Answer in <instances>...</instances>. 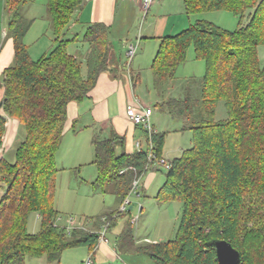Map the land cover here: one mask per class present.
<instances>
[{
  "label": "trees",
  "instance_id": "trees-1",
  "mask_svg": "<svg viewBox=\"0 0 264 264\" xmlns=\"http://www.w3.org/2000/svg\"><path fill=\"white\" fill-rule=\"evenodd\" d=\"M30 1L4 0L14 57L0 82L4 88L0 146L7 116L19 121L24 137L16 144L14 161L0 159V264H25L27 257L44 256L60 264L66 249L88 245L93 254L100 240L98 231L57 224L56 155L69 103L82 102L100 74L117 64L111 28L103 23L86 27L82 41L89 50L83 72V60L68 51L79 33L68 34L85 0H46L54 47L35 60L25 42L33 20L21 15ZM183 2L188 16L226 10L239 18V26L227 30L197 19L161 39L151 65L159 93L173 84L191 46L195 57L205 61L206 72L200 84L188 85L160 104L168 106L173 118L179 114L188 123L184 128L192 131V145L170 161L156 196L162 203L182 204L175 236L139 249L157 264H219L214 242L226 239L241 254L237 264H264V62L259 57L264 47V0ZM220 103L225 116L218 119ZM164 139L165 133L155 132L148 135L146 149L130 153L125 150V136L95 135L93 187L106 192L111 186L122 204L134 180L150 169V142L157 163ZM132 208L131 202L125 211L117 208L107 214V231L125 218L116 237L118 249L129 247L128 238L134 237ZM32 214L40 218L35 233L28 229Z\"/></svg>",
  "mask_w": 264,
  "mask_h": 264
},
{
  "label": "rangeland",
  "instance_id": "rangeland-1",
  "mask_svg": "<svg viewBox=\"0 0 264 264\" xmlns=\"http://www.w3.org/2000/svg\"><path fill=\"white\" fill-rule=\"evenodd\" d=\"M154 2L147 13H145L144 10L140 11L136 9L137 15L133 16V19H131L130 16L132 14L134 15L135 11L129 12L125 17L118 15L115 26H112L110 29V36L112 35L113 42H116L117 56L124 65L129 62V58L127 57V48L123 45V40L129 37L131 42L137 45L135 54H140L146 40L142 39L140 41L139 39L138 41V34H140L142 28H146L147 30L150 26L154 27L158 19H168V21L170 20V22L177 25V28L173 30L170 35L181 32L197 19L210 21L227 30H235L239 26V18L226 10L207 11L188 16L183 0H154ZM161 2L164 4L162 7L160 6ZM21 15L34 22L30 32L25 36V42L30 46L31 56L36 60L43 54L50 52L54 47L52 28L47 20L49 17L46 0H31L22 7ZM160 15L164 16L159 17ZM74 32L79 33V41L70 44L68 46V51L75 50L78 53L77 56L80 60H83V72H86V60L82 55H84V52L86 53V46H88V44L82 41L83 32L81 26L78 25L75 29L71 30L68 36H71ZM150 44L152 45L145 50L148 52L147 54L145 52L141 68H139L141 79L135 88V95L142 103L156 108L153 115V122L158 133H165L162 147L163 157L167 160H173L181 156L182 151L191 147L193 134L190 129L184 128L188 123H185L179 114H177V117L175 116L176 118H173L169 114L168 109L165 108L166 110L163 111L158 107L157 102H159L160 99L158 98L157 89L154 87V77L151 70V65L156 55L155 53L158 51V44L156 45L148 41V46H150ZM259 57L263 63L264 47L260 48ZM137 58H139V56ZM132 62H135L134 57ZM132 62L130 65L132 66L133 64V68L137 69V66ZM128 68L126 67V69ZM205 72V61L196 58L193 46L189 47L186 61L179 66L176 72L177 77L173 81V84L170 85V87H173V89H171L172 93L166 92L167 86H164L163 88H165V91L160 93V104H163L164 101L173 97L172 95L174 93H179L183 88H187L188 85L200 84L204 78ZM180 111L181 108L178 109V113ZM224 116L225 107L223 103H220L217 108L216 117L220 119ZM78 127L76 135L73 133V130L64 135L62 140L63 145L60 146L56 155L57 167L59 168L55 195V207L59 212L57 224L67 227L71 226V220H74L77 224H85V222L92 220L93 222L95 221L97 226H100L102 230L105 228L107 231L109 224L107 214L118 206L117 197L113 193L111 186L107 190L111 191L113 194L94 193L90 189L91 187L89 184L84 183L77 177L76 169L78 170L81 168L83 169L81 174L87 180L90 179L91 176H94V178L97 176L96 166L93 165L91 160H89L90 158H88L94 156L91 130L83 132L79 130L80 126ZM23 137L24 129L21 127L17 135L18 139L16 143H19ZM142 139V149H146L149 143L148 139L146 136ZM75 147H81V149H83L84 153L80 157L73 154ZM15 151L14 147L11 148V150L7 151V157L12 156V158H15ZM83 156L87 159L85 163L73 162L77 157L82 160ZM153 162H151L152 166L150 165L152 168L150 167L145 175L134 180L133 187L136 180L138 181V186L129 194L133 207L131 216L135 224L133 231L134 237L130 236L128 238L129 247H120L119 249L117 247L118 240L116 234H120L125 221V218H121L119 219L117 227L106 232L108 242L112 247L118 250L116 254L119 260L113 261L109 257H106L107 255L102 254L101 251H97L96 257L94 259L92 258L93 264H157L148 255L140 252L139 247L147 242L165 241L175 236L180 221L182 204L178 201L162 203L156 199L159 189L166 180L168 169L165 164ZM152 171L155 172V175L151 183L147 186L146 181L148 175ZM133 187L132 190L134 189ZM121 206L122 204H120L118 208L120 209ZM141 206H143L142 210L140 209ZM77 224L74 226L79 229L91 232L97 231V229L91 228L88 223L85 225V228L83 227L84 225L77 226ZM28 229L33 233L40 230L39 215L32 214L30 216ZM98 232H100V230ZM90 252L88 245H79L66 249L61 256L60 264H85L89 257H91L92 253ZM25 264L55 263L50 262L48 258L44 256L27 257L25 259Z\"/></svg>",
  "mask_w": 264,
  "mask_h": 264
},
{
  "label": "crops",
  "instance_id": "crops-1",
  "mask_svg": "<svg viewBox=\"0 0 264 264\" xmlns=\"http://www.w3.org/2000/svg\"><path fill=\"white\" fill-rule=\"evenodd\" d=\"M162 5H164L163 2L160 3L161 7ZM136 9L140 11L142 10L139 0H85L83 6L75 14V19L71 25L72 27L71 30L75 29L79 25L81 26L82 32L84 34L86 27L91 23H103L110 26L111 28L112 26H115L118 15L125 17L129 14V12L135 11ZM136 15L137 14L135 11L134 15L132 14L130 16L131 19H133V16ZM161 16L164 15H160L159 17ZM33 24L34 22L32 23V25ZM48 24L50 25L49 20H48ZM7 28H8V16L5 12L4 0H0V82H2L4 70L12 63L14 57V42H13V38L8 35ZM176 28L177 25L175 23L170 22V20L168 21V19L166 20L158 19L156 25L154 27L151 26L148 27L147 30L146 28L145 29L142 28L140 34H138L137 37L138 40L140 39V41L142 39H145L146 41L143 44L142 52L140 54L137 53L138 55L135 54V56L137 55L136 57L134 56L135 62H132L135 64V66H137V69L133 68V64L129 68L127 67L128 69H126V65H124V63H122L119 60L117 56L116 42L115 41L113 42L111 35L113 48L117 58L116 61L117 64H113L110 69L100 74L95 87L90 91L88 96L82 102L71 101L69 103L63 138L64 135L69 133L71 130H73V133L76 135L77 128H79L78 126H80L79 129L80 131L85 132L91 130L92 141L95 135H98L100 137H104V136L107 137L110 136L113 132H116L119 135L125 136V150L127 152L131 153L138 151L139 148L142 149V140H143L142 138L146 136L148 139V133L141 126H137L130 121V119L127 116V109L130 107L137 109L139 108V102L142 103L141 100L135 95V88L141 79V73L139 71V68H141V64L145 52L146 54L148 52L145 50L147 49V47H151L152 45L150 44V46H148V41L150 43H155L156 45L158 44L157 45V49H158L162 37L166 35H170L171 32ZM30 29L28 30L26 36L30 32ZM74 33H72V35ZM77 41H79V37ZM128 43H132L129 37L123 40V45L126 48ZM87 50H89V46H86V52H88ZM70 53L76 56L78 54L75 50H71ZM30 55L32 54L30 53ZM85 55L86 53L84 52V55L82 56L85 57ZM138 56L139 58H137ZM171 89H173V87L170 86L167 87L166 92L172 93ZM157 94H158V98L161 101L160 98L161 94L159 92ZM3 96H4V88L3 86H0V102L3 99ZM137 100H139V102H137ZM160 101L157 102L158 107L161 108L163 111L168 109V106L164 107L160 105ZM147 106H150L153 110L152 113V122H153V115L155 113L156 108L152 107L151 105H147ZM0 114H4V111L1 107H0ZM7 118L8 120L6 123V132L3 137L2 145L0 146V159L4 157L12 162L14 161V158H12V156L7 157L8 156L7 151L11 150V148L13 147L16 148L15 143L16 140L18 139L17 135L19 134L21 126L17 119L10 118L8 116ZM153 125L155 131L157 132V128L155 127L154 122ZM137 142L140 143L139 148L137 146ZM62 145L63 142L61 143V146ZM73 151H74L73 154L78 157H80L84 153L81 147H77V148L75 147V150ZM78 157L75 158L73 162H81L82 164L83 162L85 163L87 161V159H85L84 156H83L84 160L83 159L81 160ZM88 158H90L89 160H91V163L95 165L94 164L95 151H94V156ZM162 158L168 162L171 161L163 157V151H162ZM82 170H83L82 168L78 170L76 169L77 177H79L80 180H82L84 183L89 184L91 187L90 189L94 193L113 194L109 190L104 192L101 189H95L92 186V182L95 180L96 177L94 178V176H91L90 179L87 180L85 177L82 176L81 174ZM96 172H97V167H96ZM154 175H155L154 171H152L148 175L146 181L147 186L151 183L152 179L154 178ZM117 202H118V206L116 207V209L121 204L118 198H117ZM140 209L142 210L143 206H141ZM87 223L91 228L97 229V231L100 230L101 232L102 230L101 227L100 226L98 227L95 221L93 222L92 220L85 222V224L75 223L74 225L76 224L77 226L84 225L83 227L85 228V225ZM97 251H101L102 254L107 255L106 257H109L113 261L119 260L117 258L118 255L116 254L118 250L112 247L108 241L105 242L99 240L95 252L91 254V258L94 259L96 257ZM107 264H111V263H107Z\"/></svg>",
  "mask_w": 264,
  "mask_h": 264
},
{
  "label": "built area",
  "instance_id": "built-area-1",
  "mask_svg": "<svg viewBox=\"0 0 264 264\" xmlns=\"http://www.w3.org/2000/svg\"><path fill=\"white\" fill-rule=\"evenodd\" d=\"M153 2H154V0H139L140 6H141L142 10H144L145 13H147V11L149 10V8ZM136 50H137L136 44H134V43H128L127 44V51H126L127 53L126 54H127V57L129 58V62L126 63V67L131 66L130 64L133 60V57L135 56ZM137 102H139V100H137ZM152 113H153V110L150 106L144 105L140 102H139V108L135 109L133 107H130L127 109V116L130 119V121L137 126H141L150 136L156 132L154 129L153 122H152ZM137 146H138V148L140 147L139 142H137ZM139 150H141V148H139ZM154 159H155V154L153 151V145L150 142L149 147H148V160H149V162H152ZM157 163L165 164L167 167H169V165H170V162H167L163 158L160 161H158ZM137 186H138V181L136 180L134 187H133L134 189L132 191H134L137 188ZM129 196L122 203V206L120 208L121 211H125L127 209V207L129 206V204L132 202L130 200ZM70 223H71V226H67V228H69V229L74 228L75 227L74 226V223H75L74 220H71ZM100 240L105 241V242L108 241L106 238V229L105 228H104V230H101V232H100ZM85 264H92V258L89 257V259L87 260V262H85Z\"/></svg>",
  "mask_w": 264,
  "mask_h": 264
},
{
  "label": "water",
  "instance_id": "water-1",
  "mask_svg": "<svg viewBox=\"0 0 264 264\" xmlns=\"http://www.w3.org/2000/svg\"><path fill=\"white\" fill-rule=\"evenodd\" d=\"M214 246L219 264H237L240 262L241 254L226 239L216 240Z\"/></svg>",
  "mask_w": 264,
  "mask_h": 264
}]
</instances>
